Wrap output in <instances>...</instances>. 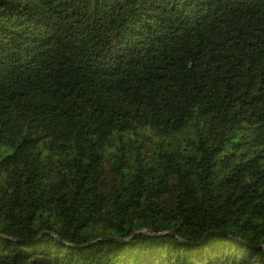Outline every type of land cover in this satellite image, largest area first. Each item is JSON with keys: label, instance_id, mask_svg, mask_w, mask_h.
<instances>
[{"label": "trees", "instance_id": "1", "mask_svg": "<svg viewBox=\"0 0 264 264\" xmlns=\"http://www.w3.org/2000/svg\"><path fill=\"white\" fill-rule=\"evenodd\" d=\"M0 264H264V0H0Z\"/></svg>", "mask_w": 264, "mask_h": 264}, {"label": "water", "instance_id": "2", "mask_svg": "<svg viewBox=\"0 0 264 264\" xmlns=\"http://www.w3.org/2000/svg\"><path fill=\"white\" fill-rule=\"evenodd\" d=\"M110 236H103V237H100V238H98V239H106V238H109ZM110 238H112V237H110Z\"/></svg>", "mask_w": 264, "mask_h": 264}]
</instances>
